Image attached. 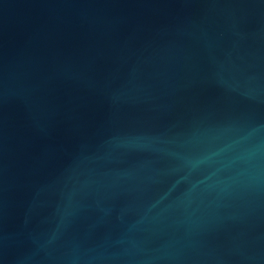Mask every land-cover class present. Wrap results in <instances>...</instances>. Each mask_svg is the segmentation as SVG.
Wrapping results in <instances>:
<instances>
[{"label":"water","instance_id":"obj_1","mask_svg":"<svg viewBox=\"0 0 264 264\" xmlns=\"http://www.w3.org/2000/svg\"><path fill=\"white\" fill-rule=\"evenodd\" d=\"M0 264H264V0H0Z\"/></svg>","mask_w":264,"mask_h":264}]
</instances>
